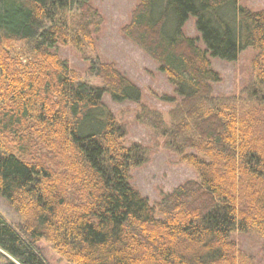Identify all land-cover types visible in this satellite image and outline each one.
I'll return each mask as SVG.
<instances>
[{
    "label": "trees",
    "instance_id": "obj_1",
    "mask_svg": "<svg viewBox=\"0 0 264 264\" xmlns=\"http://www.w3.org/2000/svg\"><path fill=\"white\" fill-rule=\"evenodd\" d=\"M89 1L0 0V198L22 219L16 229L0 219V264H45L40 241L68 264H239L232 235L264 238V10L140 0L132 11L122 34L173 87L160 100L177 104L174 150L197 154L182 157L197 180L151 206L129 178L147 151L122 144L126 130L103 103L137 105L140 89L103 63L88 68L101 87L79 82L56 53L92 46L102 20ZM190 19L203 49L184 34ZM245 49L256 51L254 81L239 113L213 97L210 59L234 62ZM154 126L170 148L165 125Z\"/></svg>",
    "mask_w": 264,
    "mask_h": 264
},
{
    "label": "rangeland",
    "instance_id": "obj_2",
    "mask_svg": "<svg viewBox=\"0 0 264 264\" xmlns=\"http://www.w3.org/2000/svg\"><path fill=\"white\" fill-rule=\"evenodd\" d=\"M139 1L90 0L91 7L96 10L102 20L98 31L93 34L92 46L84 45L77 48V45L69 41L65 44L60 43L56 53L67 63L79 82L101 87L102 81L89 75L88 68L89 64L103 63L111 64L140 89L142 99L137 105L114 104L107 95L103 96V103L116 122L126 130L122 144L125 147L139 145L147 151L146 162L140 167L132 168L129 178L130 184L139 195L145 198L149 205L154 206L161 195L171 192L185 182L197 180L194 170L182 159L186 155L197 154L192 150H184L182 153L174 150L178 146H173L174 138L171 139L168 130H171V125L177 117L174 115L177 104L160 100L165 96L174 99L173 87L158 71L156 63L122 34L123 27L128 24L131 13ZM238 4L252 12L264 10V0H238ZM74 15L75 12L72 10L66 17L69 25L74 23L75 18L72 17ZM183 31L186 37L198 40V47L203 49L193 20L187 21ZM74 32L73 35H75ZM255 54L254 49H245L234 62L210 59L211 69L219 77V82L211 86L213 97L233 99V105L239 113L243 107H247V103L243 101L245 96L242 92L254 81ZM156 118H158L157 121ZM158 121H161L169 132L168 141L172 140L170 148L167 146L165 135L155 130L154 125ZM0 219L13 229L22 223L20 215L14 213L1 198ZM231 239L237 244L239 264H264L263 237L253 232L234 233ZM37 247L45 264H68L53 251L47 242L40 241ZM0 255H4L9 260V257L1 251Z\"/></svg>",
    "mask_w": 264,
    "mask_h": 264
}]
</instances>
